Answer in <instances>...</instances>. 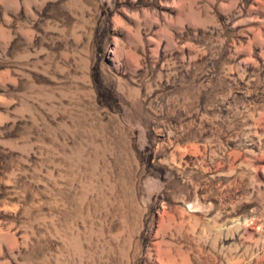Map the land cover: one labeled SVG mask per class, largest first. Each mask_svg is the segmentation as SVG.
<instances>
[{
    "label": "rangeland",
    "instance_id": "374dc122",
    "mask_svg": "<svg viewBox=\"0 0 264 264\" xmlns=\"http://www.w3.org/2000/svg\"><path fill=\"white\" fill-rule=\"evenodd\" d=\"M0 264H264V0H0Z\"/></svg>",
    "mask_w": 264,
    "mask_h": 264
}]
</instances>
